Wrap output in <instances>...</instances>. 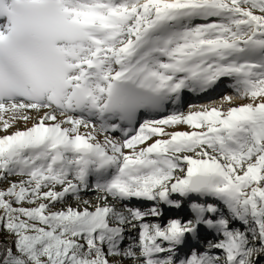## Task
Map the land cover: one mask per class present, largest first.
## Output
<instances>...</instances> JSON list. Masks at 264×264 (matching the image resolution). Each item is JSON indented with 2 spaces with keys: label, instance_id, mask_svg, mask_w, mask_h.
<instances>
[{
  "label": "snow or ice",
  "instance_id": "snow-or-ice-1",
  "mask_svg": "<svg viewBox=\"0 0 264 264\" xmlns=\"http://www.w3.org/2000/svg\"><path fill=\"white\" fill-rule=\"evenodd\" d=\"M223 78L250 102L139 120ZM0 131V264H262L264 0H0Z\"/></svg>",
  "mask_w": 264,
  "mask_h": 264
},
{
  "label": "rangeland",
  "instance_id": "rangeland-1",
  "mask_svg": "<svg viewBox=\"0 0 264 264\" xmlns=\"http://www.w3.org/2000/svg\"><path fill=\"white\" fill-rule=\"evenodd\" d=\"M219 100H222V97L220 98V97H217V99H215V102L216 103H218V101ZM247 102H250V100L249 99H244V102L243 103H247ZM221 104H223L224 105V109L226 110L227 109V107H229L230 105L227 103V102H221ZM238 104H241V103H234V102H232V105L234 106V105H238ZM220 105V104H219ZM200 106H202V105H200ZM181 111H183V112H185V113H187V110H186V108H184L183 110H181ZM31 117V116H30ZM35 119H36V117H31L29 120H27V121H24V120H20V125H19V120H17L14 124H13V126L15 127L14 128V130H12V131H15V130H17V129H24V128H19L18 126H23L22 124H25V123H27V124H29L30 125V127H31V125L35 122ZM185 125H178V126H173V127H167L166 128V131H171L172 129H175V128H179L180 130H178V131H191V129L190 130H183L182 128L184 127ZM110 136H112L111 134H109ZM102 137H103V135H101ZM113 137H115V136H113ZM116 138V137H115ZM15 179H18L17 177H8V179H6V180H2L3 181V183L5 184V186L4 187H6L7 185H8V183L10 182V181H12V180H15ZM0 188H3L2 187V185H1V183H0ZM85 194H87V195H91V196H93L94 198H95V192L90 188L88 191H87V193H85ZM173 195V198L174 199H184V198H181V197H179V194H177V193H174V194H172ZM121 204L119 205V207H122L124 204H127L129 207H142V208H149V207H151L152 205H153V203H155V202H153V201H144V200H131V201H124V202H120ZM187 203V206H188V204H189V201H187L186 202ZM162 206H164V205H161V207ZM190 210V209H189ZM190 218V216H184L183 218H182V220H187V219H189ZM170 219H174V218H172V217H170L169 215H166L165 216V218H163L162 217V215L161 216H159V217H146L145 218V220H146V222H148V223H160V224H162V225H164V224H167V222L170 220ZM133 223H136V225H137V227H135V228H131V226L130 225H127V226H129L130 228H126V230H125V239H124V241H127V243L130 245V244H135V243H137L138 242V235H139V222H133ZM237 227H239V225L237 224L236 225ZM201 228H203V226L201 227ZM203 231V230H202ZM208 233H210V232H212L213 233V235H212V238L210 239V241H212L213 243H215L216 241H218L219 239H222V237L221 236H219V235H217L215 232H214V230H210V231H207ZM209 240V238L207 239V240H202L201 241V245H204V247H206L207 246V243L209 242L208 241ZM128 245V246H129ZM128 246H124V248H126V247H128ZM206 248H204L203 250H205ZM116 261H117V264H137V262H135V261H133V260H131V259H124L123 261H120L119 260V258H114ZM262 264H264V261H262Z\"/></svg>",
  "mask_w": 264,
  "mask_h": 264
},
{
  "label": "bare ground",
  "instance_id": "bare-ground-1",
  "mask_svg": "<svg viewBox=\"0 0 264 264\" xmlns=\"http://www.w3.org/2000/svg\"><path fill=\"white\" fill-rule=\"evenodd\" d=\"M221 82H224V84L225 85H227L228 86V88L230 89L229 91H231V93H230V95L229 96H231L232 97V100L233 99H237V100H243V99H245V98H243V97H241V96H239L235 91H234V89L232 88V87H230V85H231V80L229 79V78H225V79H223ZM219 88H220V86H219V83L211 90L212 92H213V95H214V98H212V101H211V104H214V103H216L215 102V99L217 98V97H219L220 95L218 94V91H219ZM221 89V88H220ZM225 91V90H224ZM222 95H223V92H222ZM193 97H191V99H187V101H190V100H193L192 99ZM221 102H223V98H222V100H219L218 101V104H220ZM189 103H191V104H193L194 103V101H192V102H188V104L187 105H191V104H189ZM172 111H181V109H179V108H177V107H171V110H169L167 113H171ZM166 113V114H167ZM27 114H29L31 117H38V115H41L42 113H36V112H31V113H27ZM165 114V115H166ZM164 115V116H165ZM163 117V116H162ZM162 117H160V118H162ZM156 118H158V116L156 115ZM19 125H20V120H19ZM23 126H18L19 128H26V127H30V125L29 124H27V123H25V124H22ZM14 126L11 128V129H9L8 131L9 132H12V130H14ZM183 130H190V128H189V126H187V125H185L183 128H182ZM166 130V129H165ZM178 130H180L179 128H175V129H172L171 131H178ZM81 131L82 132H84V131H86L85 129H81ZM171 131H169V132H171ZM4 134H6L5 132H3V131H0V135H4ZM101 140L103 139V137L102 136H100L99 137ZM156 138H158V137H153L152 139H153V141L156 139ZM0 183H1V185H2V187H4L5 186V184L3 183V181L2 180H0ZM85 193H87V191L86 192H82V198L83 199H87V200H89L90 202H95V198L93 197V196H91V195H87V194H85ZM180 197V196H179ZM133 200H139V199H136V198H133ZM182 200V207L181 208H179V209H177V208H175V207H171V206H168V205H164V206H162L161 208H162V217L163 218H165V216L166 215H169L170 217H172V218H180V219H182L185 215L186 216H190V218H192V213H191V211L189 210L190 208L187 206V200H184V199H181ZM114 203H116V206L117 207H119V205L121 204L120 202H114ZM67 204H72L73 206H75V204H76V200L74 199V198H72V197H67L66 198V200L62 203V204H57L55 207L56 208H59V207H61V206H66ZM189 218V219H190ZM126 228H130L129 226H125ZM132 228V227H131ZM203 230V231H202ZM202 230H200V239H199V242L201 243V241L203 240V239H205V240H207L208 238H209V240L212 238V235H213V233L212 232H210V233H208L207 231H210V229H207L206 227H204V229H202ZM129 244L127 243V241H123L122 242V247H124V246H128ZM194 248V247H193ZM203 250V249H202ZM132 264V263H131Z\"/></svg>",
  "mask_w": 264,
  "mask_h": 264
}]
</instances>
